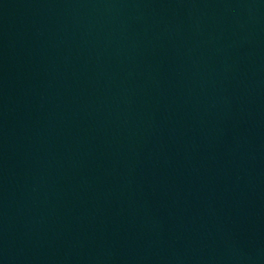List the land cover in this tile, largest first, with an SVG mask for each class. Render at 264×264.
Masks as SVG:
<instances>
[{"label":"water","instance_id":"water-1","mask_svg":"<svg viewBox=\"0 0 264 264\" xmlns=\"http://www.w3.org/2000/svg\"><path fill=\"white\" fill-rule=\"evenodd\" d=\"M0 264H264V0H0Z\"/></svg>","mask_w":264,"mask_h":264}]
</instances>
